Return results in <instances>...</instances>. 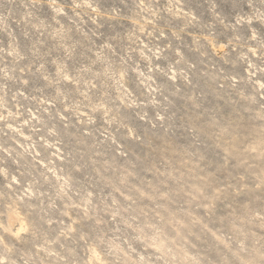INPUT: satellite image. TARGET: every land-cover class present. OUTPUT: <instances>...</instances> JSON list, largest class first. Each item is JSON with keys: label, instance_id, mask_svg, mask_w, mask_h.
Instances as JSON below:
<instances>
[{"label": "clouds", "instance_id": "obj_1", "mask_svg": "<svg viewBox=\"0 0 264 264\" xmlns=\"http://www.w3.org/2000/svg\"><path fill=\"white\" fill-rule=\"evenodd\" d=\"M0 264H264V0H0Z\"/></svg>", "mask_w": 264, "mask_h": 264}]
</instances>
